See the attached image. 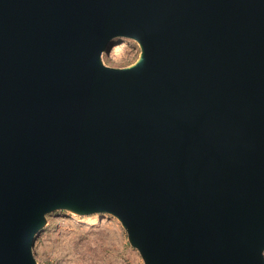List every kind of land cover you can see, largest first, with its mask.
<instances>
[{"label":"water","instance_id":"95a60500","mask_svg":"<svg viewBox=\"0 0 264 264\" xmlns=\"http://www.w3.org/2000/svg\"><path fill=\"white\" fill-rule=\"evenodd\" d=\"M58 211L143 264H264V0H0V264Z\"/></svg>","mask_w":264,"mask_h":264},{"label":"rangeland","instance_id":"374dc122","mask_svg":"<svg viewBox=\"0 0 264 264\" xmlns=\"http://www.w3.org/2000/svg\"><path fill=\"white\" fill-rule=\"evenodd\" d=\"M108 47L103 61L109 67H127L138 59L139 48L130 39L114 38ZM32 253L37 264H143L119 222L104 213L48 215Z\"/></svg>","mask_w":264,"mask_h":264},{"label":"bare ground","instance_id":"6f19581e","mask_svg":"<svg viewBox=\"0 0 264 264\" xmlns=\"http://www.w3.org/2000/svg\"><path fill=\"white\" fill-rule=\"evenodd\" d=\"M69 209H70L71 211H73V212H74V211H79V212H88V211H90L89 208H87V207H86V208H85V207H84V208H78V209H76V208H74V207H72V208L69 207Z\"/></svg>","mask_w":264,"mask_h":264}]
</instances>
